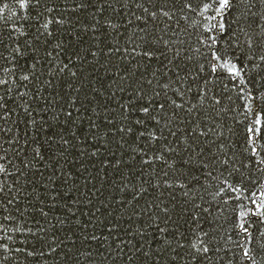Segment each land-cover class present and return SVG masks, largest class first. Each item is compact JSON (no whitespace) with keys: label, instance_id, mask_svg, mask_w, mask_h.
Here are the masks:
<instances>
[{"label":"trees","instance_id":"1","mask_svg":"<svg viewBox=\"0 0 264 264\" xmlns=\"http://www.w3.org/2000/svg\"><path fill=\"white\" fill-rule=\"evenodd\" d=\"M102 2L107 7H101ZM206 2L41 0V8L35 11L47 16L51 6L56 9L52 17L65 23L53 24V35L41 36L39 44L35 39L38 25L34 13L23 24L29 33L27 40L32 42L33 49H38L36 55L45 70L64 63L69 67L62 75L57 69L53 77H40L39 86L44 92L33 104V117L41 122L42 128H29L25 121L30 118L23 115L0 121V125L13 129L7 135L18 137L14 146L5 144L10 151L0 148V155L13 160L9 170H15L18 175L6 179L0 176V180L5 181V189L9 184L18 189L15 199L20 201L16 204V208L22 209L19 215L30 223L40 222L41 232L43 228L49 229L44 233L46 242L55 239L54 245L44 243L41 250L46 253L52 246L57 249L51 256H41L38 251L35 258L16 254L15 264H249L243 259L238 243L245 238L235 229V203H222L224 199H231L232 194L225 192L224 196L217 197L214 193L223 190V185L217 187L221 180H239L248 193L257 191L260 195L264 192V172L255 164L246 143L249 115L244 107L247 101L238 94L244 89L233 83L234 78L226 70L212 73L216 62L204 54L207 49L199 44L200 39L207 37L202 27L208 21L198 15ZM5 3L8 8L6 15L0 17V34L12 46L16 42L8 37L16 33H10L9 29L21 27L12 13L21 10L17 0H0V6ZM82 4L84 7L80 9ZM144 7H148V14L143 12ZM153 11L157 12L155 20L150 17ZM161 11H166L172 19L159 15ZM32 12L29 9L24 14ZM133 12L142 16V20L136 21ZM39 19L44 22V17ZM234 19L229 14L230 25ZM128 20L132 21L131 25ZM141 26L143 35L133 39L132 34L139 33ZM239 26L236 23L230 27L227 37H219L222 45L219 51L236 52L241 56V63L249 64L245 69L246 79L251 94L257 96L252 102L253 110H258L259 105V110L264 111V99L260 98L264 95V82H257L262 74L252 71V65L244 58L249 53L242 35H237L239 49L228 47L231 33ZM144 37H148L147 42ZM251 38L256 43L255 36ZM18 42L26 44L24 39ZM136 43L140 44V50L149 51L153 59L133 56ZM58 46L60 55H56ZM196 47L201 49L200 53L194 51ZM33 49L24 57L27 63L32 62L29 56ZM3 50L7 54L8 50ZM92 52L97 55L93 57ZM48 53L55 59H48ZM46 59L48 62L44 63ZM6 65L7 61L0 60V68ZM73 71L77 73L76 78L71 77ZM8 77L11 78V73ZM48 79H52L51 84H47ZM149 79L153 85L146 89ZM165 83L169 86L168 95L185 106L168 109L167 120L162 121L171 125L163 131L167 140L162 135L160 141L150 144L138 138L135 128L131 135L121 134L118 128L132 126L133 117L138 115V104L131 107V115L122 116L118 107L120 103L127 104L129 88L133 102L138 100L136 89L146 90V99H151L160 88L158 102L167 103L161 88ZM31 87L36 91L35 86ZM173 87L180 91L173 92ZM201 91L207 92L203 102ZM0 94L8 100L6 92L0 90ZM216 99L221 101L220 105L214 103ZM73 100L75 105L71 103ZM9 103L16 105V112H22V99L13 96ZM69 110L74 113L72 118L66 115ZM109 117L115 123L109 122ZM201 131L205 132L204 136L199 135ZM165 146L175 151H165ZM255 146L259 148L258 154L264 156V138L258 139ZM36 151L40 153L39 159ZM92 152L97 155L92 156ZM161 154L163 159H155ZM149 158L154 162L144 165L143 160ZM224 160L229 165H224ZM25 163L31 167L25 169ZM209 172L213 175L209 176ZM168 184L172 187H167ZM179 184L187 187H178ZM9 195L5 191L0 200H6ZM247 204L251 206V201ZM41 209L48 213L47 217ZM11 211L15 213V209ZM250 231L255 239L257 233ZM13 238L30 239L20 234ZM194 244L201 248L207 246L211 251L202 255L193 248ZM26 247L32 248L35 244ZM257 260L258 264H264L259 256Z\"/></svg>","mask_w":264,"mask_h":264},{"label":"snow or ice","instance_id":"2","mask_svg":"<svg viewBox=\"0 0 264 264\" xmlns=\"http://www.w3.org/2000/svg\"><path fill=\"white\" fill-rule=\"evenodd\" d=\"M257 4L259 6H257ZM17 5L21 11L13 12L12 16L18 18L21 23V27L9 29L10 33L15 32L16 35H9L8 37L9 40L15 41L16 43L12 46L8 45L3 35L0 34V60L7 61V65L0 68V90H3L8 94V100L5 99L4 95L0 94V121H9L13 115H23L30 118L25 121L29 128L35 126L40 129L42 128L41 122L37 121L33 117V104L36 100L43 96L44 92V89L39 86L40 77L45 75L47 77H53V73L56 72L57 69L58 74L62 75L68 69L69 65L64 63L62 66L56 65L50 70H45L41 64L40 58L36 55V51H38V49H33L32 42L27 40L29 33L27 29L23 27V24L27 22L34 13L37 18L36 23L38 25V28L36 29L38 35L35 39L36 43L39 44L41 36L51 37L53 35V31L51 30L53 24L63 25L65 21L52 17L51 14L55 12L56 9L51 6L47 9V16H45L43 12L35 11L36 9L41 8V0H17ZM135 6L137 8L140 7L139 4H136ZM83 7V4L80 5V9ZM101 7H107V4L102 2ZM7 8L8 5L6 3L0 6V17H4L6 15L5 9ZM29 9H32L33 12L25 15L24 13L28 12ZM253 9H255V11ZM75 10L76 9H73V11ZM189 11L194 10L189 8ZM210 11L212 13L211 15H209ZM143 12L148 14V7H144ZM229 14H233L235 16L232 25H230L227 20ZM159 15L166 17L168 20L172 19L166 11H161ZM198 15L201 20L208 21V24L202 27V31L207 34V37L206 39H200L199 44L204 45L207 49L204 54L210 55L211 61L216 62L212 66L211 72L216 73L218 69L226 70L228 75L234 78L233 83L248 91V95H245L244 90L238 93L244 98V101H247L244 107V112L249 115L246 143L251 149V156L255 158V164L261 166L260 171L264 172V156L258 154L259 148L255 146L258 139L264 138V111L259 110V105L256 106L258 110H253L252 102L257 100V96H253L251 94L249 81L246 79L245 69L249 68V64L241 63V56L237 55L236 52L227 54L219 51L220 47H222L219 37H227L230 34V27L239 23L240 26L231 33V39L228 41V47L239 49L241 44L237 41V35H242L245 42L244 46L247 48L249 53L244 58L252 65V71L262 74L260 80L257 82H264V0H207V2L201 6L198 11ZM133 16L136 21L142 20V16L136 15L135 12H133ZM40 17H44V22H40ZM150 17L155 20L157 18V12L153 11L150 14ZM127 23L131 25L132 21L128 20ZM245 24H247V27H245ZM195 26L196 25H193V27ZM109 27H111V25H109ZM93 31H95V28H93ZM137 35H143V26H141L139 33L132 34V38L135 39ZM253 36L256 38V43H254L251 38ZM20 39H24L26 44L21 45L18 42ZM161 39L163 38L161 37ZM144 41L147 42L148 37H144ZM233 41H236V43H233ZM131 42L132 40L130 39L129 43ZM146 46L147 44H145V47ZM165 47H167L166 43ZM3 49L8 50L7 54ZM30 49H33L31 56H29V59H31L32 62L27 63L24 57L28 56ZM116 50L117 52H120L118 46ZM194 51L200 53L201 49L196 47L194 48ZM126 52L127 49H125V53ZM56 55H60L59 46L57 47ZM91 55L95 57L97 53L92 52ZM108 55H111V52H109ZM132 55L136 57L146 56L148 59H153V56L149 51L140 50L139 43L135 44ZM47 56L48 59H55L52 53H48ZM47 62L48 61L46 59L44 63ZM38 68L40 71H37ZM9 73H11V78L8 77ZM71 77L76 78L77 73L74 71L71 72ZM51 83L52 79H48L47 84ZM152 85L153 80L149 79L146 81L145 88L150 89ZM31 86H35L36 91H34ZM168 87L169 86L166 83L161 85L163 94L167 97V103L158 102L162 94L160 88L154 91L151 99H146V90L136 89L135 95L138 97V100L133 102L131 100L132 90L130 87L127 104L120 103L118 107L122 110V116L124 114L131 115V107H135L138 104V115L133 117L131 122L132 126L119 127L118 131L121 134L127 133L128 135H131L135 128L138 131L139 139H146L150 144H155V142L160 141L164 129H170L171 127L168 123L162 124V121L167 120L168 109H183L185 107L183 103H178L175 99H172L171 96L168 95ZM76 91L78 92L79 89L77 88ZM172 91L179 92L180 89L173 87ZM233 91H236V89H233ZM112 95H116V93H112ZM206 95V91H201V102H203ZM13 96H15V99L17 100H23V104L21 105L22 112H16V105L9 103ZM260 98L264 99V95ZM44 99L46 100L47 97H44ZM71 103L75 105L76 101L73 100ZM214 103L216 105H220L221 101L216 99ZM49 107H51V105ZM76 112H79L78 108L76 109ZM157 114H160L159 118L157 117ZM66 115L69 118H72L74 113L69 110ZM56 119L58 120L59 117L57 116ZM109 122L115 123V121L111 120V117H109ZM158 131L160 134H157ZM12 132V128L0 125V133L5 134L0 135V148H2L5 152L11 150L10 147H4L6 143L11 146H14L17 143L18 137L16 135H7ZM17 132H19L18 127ZM171 134L175 135L174 132ZM37 135H39L38 132ZM73 135H75V133H73ZM199 135L204 136L205 132L201 131ZM136 138L137 137H134V139ZM167 138V135H163V139L167 140ZM63 143L65 147L68 145L67 140ZM25 147H27V145H25ZM169 150L175 151V148L169 149L168 146H165V151ZM16 151L19 152V148H17ZM140 154L144 156L147 155V153L143 152H140ZM91 155L96 156L97 153L92 152ZM35 156L38 159L40 158L39 151L35 152ZM155 159H163V154ZM153 162L154 160L151 158L143 160L144 165H149ZM229 163L230 162L228 160L223 161L224 165H229ZM10 165H13V160L10 157L0 155V176H4L6 179L7 177H15L18 175L15 170H9ZM248 166L250 165H246V167ZM29 167H31L30 164H24L25 169ZM169 167H172V165H169ZM204 167H207V165L205 164ZM236 171L238 172L239 168H237ZM208 175L212 176L213 174L209 172ZM196 179L199 181V177ZM4 183L5 181L0 180V197L4 196L5 191L10 193V195L6 200H0V208L3 209V211H0V264H5V262L15 264L16 254H20L25 258H35L37 252L39 251L41 256H51L57 251L56 247L52 246L46 253L41 250L42 244L47 243L49 245H54L56 242L55 239L47 242L45 241L44 233H47L49 229L43 228V232H41L40 229L43 225L40 224V222L36 221L33 224L19 215L22 209L16 208V204H19L20 201L15 199L18 189L14 188L11 184H9L7 189H5ZM16 183L18 184L19 181L17 180ZM220 185H223V190L214 193V195L222 197L225 192L231 193V199H224L222 203L225 205L235 203V229L245 238L244 240L238 242L243 250V259L249 262V264H258V256L260 260H264V192H261L260 195H257V191L248 193L239 180H235L233 182L221 180L217 187L219 188ZM177 186L187 187V185L184 184H179ZM167 187H172V185L168 184ZM145 191L147 190L145 189ZM249 200L251 201V206H248L247 204V201ZM197 207H200V205L197 204ZM246 207L248 209L247 211L244 210ZM11 209H15V213H13ZM23 211L26 213L27 210ZM204 211H208V209H204ZM41 213L44 217L48 216V213L43 211V209H41ZM251 218H255V220H252ZM18 220L20 222H18ZM33 227L37 230L33 231ZM52 227L55 228L56 225H53ZM250 230H255L257 233L255 239L253 238V231ZM16 234L28 236L30 239H14L13 237L16 236ZM27 244H35V247L28 248L26 247ZM181 247H183V245H181ZM193 248L202 255H208L211 251L209 247L204 246L201 248L198 244H194Z\"/></svg>","mask_w":264,"mask_h":264}]
</instances>
